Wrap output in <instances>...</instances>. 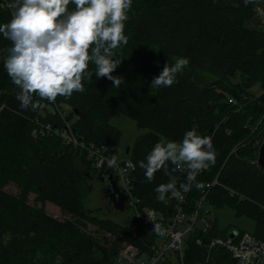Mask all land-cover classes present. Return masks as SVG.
Wrapping results in <instances>:
<instances>
[{
  "label": "trees",
  "instance_id": "trees-1",
  "mask_svg": "<svg viewBox=\"0 0 264 264\" xmlns=\"http://www.w3.org/2000/svg\"><path fill=\"white\" fill-rule=\"evenodd\" d=\"M260 2L264 0H133L125 22L128 44L113 57L122 61L113 72L122 79L121 86L113 88L112 81L93 73L91 80H83V92L57 97L54 103L41 100L36 111L20 107V89L8 77L6 53L0 51V264H119L123 244L149 251L158 242V235L135 213L115 219L104 207L87 206L102 170L87 158L82 143L118 154L122 131L110 122L118 113L149 129L136 138L127 156L135 163L133 192L139 209L174 213L179 198L169 193L167 204L156 199L155 188L169 178L158 171L148 182L139 161L157 142L182 141L195 129L211 138L216 163L197 176L205 187L193 186L186 194L185 211L194 212L206 185L218 179L205 207H231L236 215L254 219L252 233L264 240V172L256 165L264 137ZM8 3L0 0V24L11 19ZM9 46L0 34V50ZM179 57L189 63L176 82L153 87L152 79ZM255 85L262 87L258 95L251 91ZM173 175L179 189L186 175ZM11 182L18 194L5 189ZM31 194L71 217L59 219L44 205H32ZM228 233L217 218L207 230L195 225L185 238V264L234 263L226 248L206 246Z\"/></svg>",
  "mask_w": 264,
  "mask_h": 264
},
{
  "label": "clouds",
  "instance_id": "clouds-1",
  "mask_svg": "<svg viewBox=\"0 0 264 264\" xmlns=\"http://www.w3.org/2000/svg\"><path fill=\"white\" fill-rule=\"evenodd\" d=\"M244 2L250 4L252 0ZM70 4L74 5L71 9ZM132 4L133 0H9L11 19L0 24V34L10 46L0 51L6 53L3 66L8 77L20 89L16 96L20 107L36 111L41 100L54 103L57 97L70 98L74 92H83V80H91L93 73L119 88L123 81L113 72L122 61L113 57L121 45L128 44L125 22ZM188 63L184 57L172 65L167 62L151 85L172 86ZM34 96L39 99L34 100ZM215 163L211 138L193 129L182 141L157 142L139 166L148 182L158 171L169 178L155 188L156 199L167 204L169 193L183 199L193 186L203 189L205 185L196 178ZM107 167L117 171L116 156L107 161ZM176 172L186 175L179 189L173 175ZM151 231L167 234L156 222Z\"/></svg>",
  "mask_w": 264,
  "mask_h": 264
},
{
  "label": "built area",
  "instance_id": "built-area-1",
  "mask_svg": "<svg viewBox=\"0 0 264 264\" xmlns=\"http://www.w3.org/2000/svg\"><path fill=\"white\" fill-rule=\"evenodd\" d=\"M229 101L234 102V98ZM77 142V140H75ZM86 151L87 158L93 162L98 169L107 167V161L112 157H117L118 169L116 173L120 190L127 196V205L130 207L137 218L143 221L151 230L154 223H159L167 230L164 236L158 235V242L150 245L149 251H142L135 244L125 243L119 250L117 260L119 264H167L168 261L174 260L175 264H185V238L187 234L199 225L204 230L212 226L214 216L211 210L205 207L204 202L213 185L219 183L218 179L208 183L200 199L197 202L196 210L191 214L185 211L182 202L186 198H179V204L176 205L174 213L170 216L164 215L160 210L152 207H143L139 209L137 202L139 199L135 197L133 192V172L135 163L130 158L122 159L118 154L108 152L106 149L95 147L94 145H86L82 143ZM186 182V181H185ZM172 196V194H171ZM174 197V196H172ZM150 218L153 220H150ZM198 243L202 241L199 239ZM206 246L213 249L217 246L226 248L234 259L232 264H264V240L257 237L250 231H242L234 229L226 236H217L212 238ZM146 256L147 258H143ZM224 264H231L229 262Z\"/></svg>",
  "mask_w": 264,
  "mask_h": 264
},
{
  "label": "rangeland",
  "instance_id": "rangeland-1",
  "mask_svg": "<svg viewBox=\"0 0 264 264\" xmlns=\"http://www.w3.org/2000/svg\"><path fill=\"white\" fill-rule=\"evenodd\" d=\"M262 27H264V2H260V5L258 7V17H257ZM251 91L256 95L260 94L262 92V87L260 85H255ZM111 124L117 128H119L122 131V138L119 146V156L120 158L124 159L128 156L126 154L127 147H131L136 138L142 134H145L149 131L147 128L139 127L136 123V121L129 117L126 114L118 113L111 119ZM101 181L97 178L93 181L94 187L92 191L87 196V206L90 208H99L104 207V203L102 200V185ZM5 189L8 192H11L13 194H18L19 189L17 185L14 182L9 183ZM30 203L35 206H42L44 205L46 211L53 215L54 217H57L59 219H66L70 218L71 215L68 213L63 212L59 206L52 202H46L42 203L35 200V194L30 195ZM105 208V207H104ZM108 215L115 219H121L125 216H131L133 215V210L128 207L124 213H117L113 209L105 208ZM209 210H211V215H213L215 218L218 219V225L221 229H227L229 232H231L234 229H243L246 231L252 232L255 226L254 219L246 216V215H236V211L231 207H223V208H213L212 206L208 207ZM91 230H94V226H90ZM143 258H147L146 256H143Z\"/></svg>",
  "mask_w": 264,
  "mask_h": 264
},
{
  "label": "water",
  "instance_id": "water-1",
  "mask_svg": "<svg viewBox=\"0 0 264 264\" xmlns=\"http://www.w3.org/2000/svg\"><path fill=\"white\" fill-rule=\"evenodd\" d=\"M129 152H130V147H127L126 154H128ZM256 165L260 171L264 172V137H263V140L258 150V157L256 160ZM109 170H112V169L109 168ZM107 175H109L108 172H107ZM110 177H111V174L109 175V178ZM110 184H111L110 188L104 184L105 185L104 194L106 195L107 193L110 192L109 196L111 200L114 202L115 208L120 211H125L127 208L126 202L128 200V196L123 191L120 190L116 181H111Z\"/></svg>",
  "mask_w": 264,
  "mask_h": 264
},
{
  "label": "flooded vegetation",
  "instance_id": "flooded-vegetation-1",
  "mask_svg": "<svg viewBox=\"0 0 264 264\" xmlns=\"http://www.w3.org/2000/svg\"><path fill=\"white\" fill-rule=\"evenodd\" d=\"M107 172L108 174L110 175L111 174V177L109 178V175H107ZM95 178L99 179L102 183V200H103V205L105 208H108V209H113L115 210L117 213H124V211H120L118 209L115 208V204L114 202L111 200L110 198V192L107 193L106 195L104 194V186L107 185L109 188H110V182L111 181H116V183L118 184V180H117V176H116V173L114 172V170H109V169H106L104 168L100 174H98ZM105 184V185H104Z\"/></svg>",
  "mask_w": 264,
  "mask_h": 264
},
{
  "label": "crops",
  "instance_id": "crops-1",
  "mask_svg": "<svg viewBox=\"0 0 264 264\" xmlns=\"http://www.w3.org/2000/svg\"><path fill=\"white\" fill-rule=\"evenodd\" d=\"M119 155V154H118ZM127 158V157H126ZM125 159V158H124Z\"/></svg>",
  "mask_w": 264,
  "mask_h": 264
}]
</instances>
